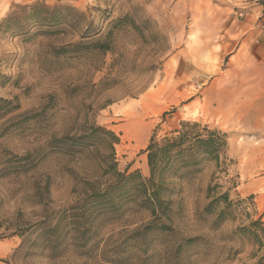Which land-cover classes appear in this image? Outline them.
I'll use <instances>...</instances> for the list:
<instances>
[{
  "label": "rangeland",
  "instance_id": "1",
  "mask_svg": "<svg viewBox=\"0 0 264 264\" xmlns=\"http://www.w3.org/2000/svg\"><path fill=\"white\" fill-rule=\"evenodd\" d=\"M36 1L84 11L101 31L95 38L124 16L136 27L114 29L106 52L78 53L68 48L81 39L69 22L0 31V97L9 101L0 110V264H254L264 247L237 228L264 221V126L225 122L215 110L221 79L241 73L214 35L221 7L213 16L169 0H0V21ZM182 121L224 132L227 145L189 176L164 175L169 220L130 201L86 205L85 192L107 182L103 149L53 140L102 125L119 138L118 170L147 177L150 138ZM221 193L232 202L227 218L197 215Z\"/></svg>",
  "mask_w": 264,
  "mask_h": 264
},
{
  "label": "trees",
  "instance_id": "2",
  "mask_svg": "<svg viewBox=\"0 0 264 264\" xmlns=\"http://www.w3.org/2000/svg\"><path fill=\"white\" fill-rule=\"evenodd\" d=\"M18 9L19 15L11 12L0 21V31L18 34L34 25L52 26L69 22L77 28L81 38L68 45L71 52L75 53L89 50L106 52L111 48L110 40L114 29H120L122 25L135 26L129 17L117 18L110 21L111 27L102 37L95 38L94 36L100 34V29L92 26L84 11H79L73 6L47 5L36 1L19 6ZM8 103L9 101L0 97V110L6 108ZM53 140L71 148L95 146L103 149L101 164L104 166V173L108 174L107 182L101 187L92 186L85 192L83 201L86 205L114 208L121 201L135 202L138 206L148 209L153 220H169L170 216V201L163 197L164 175L170 173L176 177L189 176L197 171L204 159L217 162L227 145L224 132L196 121H182L179 128L160 140L150 138L143 150L148 166V176L144 177L138 170H118L114 145L118 143L119 138L113 130L102 125L89 124L75 135L65 134ZM231 207L232 202L228 201V194L221 193L208 201L197 215L210 214L217 210L215 218L219 222L227 218ZM159 224L162 229L168 228L165 223ZM237 230L241 235L256 242L258 247H264V221L261 215L256 219H249L247 224ZM254 264H264V255Z\"/></svg>",
  "mask_w": 264,
  "mask_h": 264
},
{
  "label": "crops",
  "instance_id": "3",
  "mask_svg": "<svg viewBox=\"0 0 264 264\" xmlns=\"http://www.w3.org/2000/svg\"><path fill=\"white\" fill-rule=\"evenodd\" d=\"M168 2V0H163ZM173 10L179 12L191 8L218 14L221 7L223 16L214 35L218 47L230 61V67L241 69L238 78L224 77L218 95L221 118L225 122L232 116L243 125L264 126V0H169ZM192 5V6H191ZM208 14L202 17L208 19ZM234 84V85H233ZM240 85V86H239ZM212 87V86H211ZM212 101H204V109L213 110Z\"/></svg>",
  "mask_w": 264,
  "mask_h": 264
}]
</instances>
